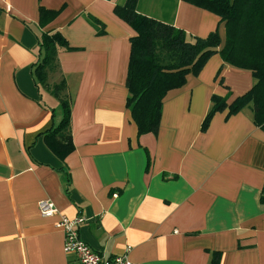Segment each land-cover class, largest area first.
I'll use <instances>...</instances> for the list:
<instances>
[{
    "label": "crops",
    "instance_id": "crops-1",
    "mask_svg": "<svg viewBox=\"0 0 264 264\" xmlns=\"http://www.w3.org/2000/svg\"><path fill=\"white\" fill-rule=\"evenodd\" d=\"M126 0H0V264H67L59 216L85 222L79 233L105 257L131 264H264V131L252 107L203 123L212 97L230 105L256 83L213 55L199 76L163 100L158 135H138L127 108L131 38L114 10ZM60 11L46 27L40 8ZM137 12L190 39L217 31L220 17L183 0H139ZM42 32L70 50L49 88L33 75ZM72 97L75 150L59 160L45 134L62 119L53 85Z\"/></svg>",
    "mask_w": 264,
    "mask_h": 264
},
{
    "label": "trees",
    "instance_id": "trees-1",
    "mask_svg": "<svg viewBox=\"0 0 264 264\" xmlns=\"http://www.w3.org/2000/svg\"><path fill=\"white\" fill-rule=\"evenodd\" d=\"M183 1L220 17L226 27L224 47L221 48L217 31L207 38L190 39L181 29L139 14V0H126L115 7L116 16L136 33L131 38L126 85L129 91L127 108L137 125L138 135H158L164 98L170 91L183 87L188 75L199 76L215 54H220L223 62L231 67L250 71L256 83L230 105L228 97L214 95L202 131L207 130L215 114L228 109V115L232 116L249 106L255 125L264 131V0ZM59 13L41 7L40 26L49 25ZM61 50H70L61 33H41L38 60L33 70L38 87L49 88L50 75L60 72L58 54ZM66 93L65 80L53 85L51 94L60 102L63 114L60 123L44 136L49 149L61 161L75 150L70 129L72 97ZM260 202L264 206V187ZM211 264H218V258Z\"/></svg>",
    "mask_w": 264,
    "mask_h": 264
},
{
    "label": "built area",
    "instance_id": "built-area-1",
    "mask_svg": "<svg viewBox=\"0 0 264 264\" xmlns=\"http://www.w3.org/2000/svg\"><path fill=\"white\" fill-rule=\"evenodd\" d=\"M39 211L45 218L59 216L56 227L64 234L63 252L69 259L67 264H131L125 256L108 258L92 250L80 237L79 230L85 222L83 217L69 219L60 215L57 207L50 201H41Z\"/></svg>",
    "mask_w": 264,
    "mask_h": 264
},
{
    "label": "rangeland",
    "instance_id": "rangeland-1",
    "mask_svg": "<svg viewBox=\"0 0 264 264\" xmlns=\"http://www.w3.org/2000/svg\"><path fill=\"white\" fill-rule=\"evenodd\" d=\"M50 77H53L52 80H51V82H52L53 79H54V80H57L58 75H57V73H56V74H51ZM58 84H59V83H58Z\"/></svg>",
    "mask_w": 264,
    "mask_h": 264
}]
</instances>
